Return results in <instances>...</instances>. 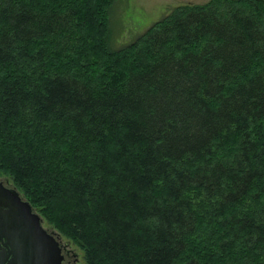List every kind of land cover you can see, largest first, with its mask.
Segmentation results:
<instances>
[{"label":"trees","instance_id":"trees-1","mask_svg":"<svg viewBox=\"0 0 264 264\" xmlns=\"http://www.w3.org/2000/svg\"><path fill=\"white\" fill-rule=\"evenodd\" d=\"M111 2L0 0V174L84 264H264V0Z\"/></svg>","mask_w":264,"mask_h":264},{"label":"water","instance_id":"water-1","mask_svg":"<svg viewBox=\"0 0 264 264\" xmlns=\"http://www.w3.org/2000/svg\"><path fill=\"white\" fill-rule=\"evenodd\" d=\"M0 264H62V247L14 186L0 181Z\"/></svg>","mask_w":264,"mask_h":264},{"label":"rangeland","instance_id":"rangeland-1","mask_svg":"<svg viewBox=\"0 0 264 264\" xmlns=\"http://www.w3.org/2000/svg\"><path fill=\"white\" fill-rule=\"evenodd\" d=\"M204 1L206 0H112L107 9V45L111 49L125 46L174 5ZM0 179L9 186L13 185L6 175L0 174ZM41 218L42 225L48 231L54 232L62 247V253L65 255L63 264H84L81 249L54 229L42 216ZM197 232L198 235H203L202 225Z\"/></svg>","mask_w":264,"mask_h":264},{"label":"flooded vegetation","instance_id":"flooded-vegetation-1","mask_svg":"<svg viewBox=\"0 0 264 264\" xmlns=\"http://www.w3.org/2000/svg\"><path fill=\"white\" fill-rule=\"evenodd\" d=\"M0 181H2V183H3L4 185L9 186V185H7L6 183H4L3 180L0 179ZM12 186H13V185H12ZM19 192H20V191H19ZM20 195H21L22 198H25V197L22 195L21 192H20ZM3 208H6V206L3 205V204H0V210L3 209ZM34 210H35V209H34ZM0 243H1V240H0ZM66 252H67V251H66ZM63 256H65V255H63ZM63 260H64V257H63ZM63 260H62V264H63Z\"/></svg>","mask_w":264,"mask_h":264}]
</instances>
